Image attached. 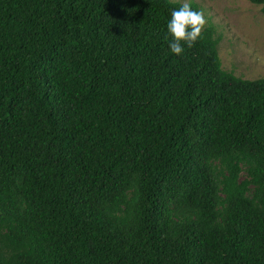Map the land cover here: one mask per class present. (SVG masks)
<instances>
[{"label": "trees", "instance_id": "1", "mask_svg": "<svg viewBox=\"0 0 264 264\" xmlns=\"http://www.w3.org/2000/svg\"><path fill=\"white\" fill-rule=\"evenodd\" d=\"M180 5L0 0V264H264V75Z\"/></svg>", "mask_w": 264, "mask_h": 264}, {"label": "rangeland", "instance_id": "2", "mask_svg": "<svg viewBox=\"0 0 264 264\" xmlns=\"http://www.w3.org/2000/svg\"><path fill=\"white\" fill-rule=\"evenodd\" d=\"M183 3V0H172ZM202 10L214 37L221 68L243 79L264 75V17L248 0H191Z\"/></svg>", "mask_w": 264, "mask_h": 264}, {"label": "clouds", "instance_id": "3", "mask_svg": "<svg viewBox=\"0 0 264 264\" xmlns=\"http://www.w3.org/2000/svg\"><path fill=\"white\" fill-rule=\"evenodd\" d=\"M206 24L203 11L193 9L191 0H183L178 9L172 10L167 24V31L173 38L168 44L171 53L181 55L184 52L182 43L192 47L201 37Z\"/></svg>", "mask_w": 264, "mask_h": 264}]
</instances>
